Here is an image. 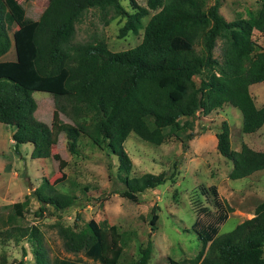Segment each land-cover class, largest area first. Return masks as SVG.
<instances>
[{"label":"trees","instance_id":"1","mask_svg":"<svg viewBox=\"0 0 264 264\" xmlns=\"http://www.w3.org/2000/svg\"><path fill=\"white\" fill-rule=\"evenodd\" d=\"M248 10L247 16L226 19L214 0H48L38 18L26 14L24 0H0V55L14 46L15 60H0V121L12 126L14 148L31 142L30 156H51L62 170L67 160L51 153L61 134L70 151H76L79 133L87 134L98 146L105 147L118 159V174L123 182L116 189L133 201L148 188L168 179L174 172L165 170L130 175L132 159L124 147L130 131L159 144L165 138L164 127L180 130L190 127L198 111L206 114L229 103L242 116L243 132H254L264 125V103L257 106L249 85L264 80V47L253 39L254 29L264 33V0ZM89 7H97L110 17H124L119 36L137 33L143 36L136 45L111 50L104 36L85 42L73 41L76 22ZM154 11L144 24L142 18ZM104 15V16H105ZM105 22L108 18H105ZM221 37L220 57L213 55L216 39ZM196 43H200L199 49ZM198 74L200 81L193 78ZM30 90L54 96L55 106L47 123L35 117L37 101ZM185 120L180 122V118ZM217 149L232 161L229 176L240 178L264 168V150L242 142L240 149L231 145L230 128L222 120L215 130ZM44 177L32 190L41 202L56 210L75 203L77 195L62 192ZM213 187L209 186L208 189ZM28 195L22 200L0 204V217L22 222ZM220 206L221 204L218 203ZM152 205L149 224L156 229L159 217ZM198 210L208 211L200 206ZM232 206H220L215 222L197 227L202 246L194 257L175 259L169 264H264V199L254 214L218 233L217 222L226 218ZM66 250L82 251L90 259L53 255L49 257L35 225L13 223L1 231L5 238L20 240L27 235L35 264H118L123 248L124 230L90 218L75 230L58 225ZM149 238L139 256L125 264H148L152 251ZM11 264H24L26 249Z\"/></svg>","mask_w":264,"mask_h":264},{"label":"rangeland","instance_id":"2","mask_svg":"<svg viewBox=\"0 0 264 264\" xmlns=\"http://www.w3.org/2000/svg\"><path fill=\"white\" fill-rule=\"evenodd\" d=\"M121 1L128 5V0ZM137 1L146 4V0ZM213 2L205 0L206 5ZM219 2V11L226 19L247 16L248 10H255L260 5L257 0ZM24 3L27 16L38 18L48 0H24ZM154 11L151 10L142 18L144 24ZM104 15L97 7L86 9L76 22L73 41L85 42L104 36L111 50L126 49L141 41L143 27L137 33L128 32L119 36L124 17ZM105 18H108L107 22ZM252 37L264 47V33L254 29ZM222 42L221 37L216 39L213 48L215 57H220ZM195 45L197 49L201 46L200 43ZM193 78L196 82L200 81L198 74ZM250 91L258 105L264 103V82L260 89L250 86ZM30 94L37 101L35 117L49 123L55 106L54 96L41 90H34ZM184 120V117L180 118V122ZM222 120L228 121L234 148L240 149L241 143L246 142L254 149L264 150V125L255 132H243L241 112L229 103L206 114L198 111L192 125L194 134L189 138L186 134L190 127L180 130L164 127L165 138L159 144L130 131L124 141V147L133 162L130 175L147 171L174 172L173 179L146 189L139 194L137 201L116 191L122 188L123 182L118 174V159L114 153L96 145L82 132L77 137L76 151L72 152L67 147L65 136L61 134L50 149L51 153L58 152L67 160L62 169L66 177L54 185L62 192L77 195V199L63 210H56L45 203L40 213L36 211L41 202L32 194V190L44 177L53 182L61 175L59 161L51 156H25L23 160L16 158L19 153L25 155L29 152L31 143H20L16 150L15 144L9 140L10 126L0 122V204L22 200L28 195L22 222H9L0 217V264L17 261L22 256L23 247L26 249L24 264H35L27 235L16 241L5 238L1 233L13 223L35 225L49 257L68 256L90 262L82 251L66 250L58 231L59 224L79 230L90 218L105 226L114 223L118 230L125 231L118 264L135 260L149 238L153 246L148 264H169V257L179 260L194 257L202 246V239L193 228V222L198 221V228L208 222H215L220 206L225 207L227 203L232 206V210L227 211L224 220L217 222L218 233H222L232 229L244 218L251 217L255 205L264 199V169L240 178L229 176L232 161L218 151L214 139V131ZM209 186L213 188L208 189ZM152 205L157 206L159 215L155 230H151L149 224ZM200 206L208 211L203 213L198 210Z\"/></svg>","mask_w":264,"mask_h":264},{"label":"crops","instance_id":"3","mask_svg":"<svg viewBox=\"0 0 264 264\" xmlns=\"http://www.w3.org/2000/svg\"><path fill=\"white\" fill-rule=\"evenodd\" d=\"M0 60H15V51H14V46L13 45H11L10 46V48H9V50L7 51V52H5L4 54H2V55H0ZM262 82H264V80H262V81H258V82H254V83H251L250 85H249V89H250V86H254V87H256V88H261V84H262ZM34 90H30L29 92L30 93H32ZM46 92V91H45ZM251 92V91H250ZM49 93V92H48ZM252 94V93H251ZM255 101V100H254ZM256 103V102H255ZM227 104V103H226ZM263 103H261V104H257L256 103V105L257 106H261ZM221 108V107H220ZM242 117V116H241ZM1 122V121H0ZM3 123V122H2ZM4 124V123H3ZM7 125V124H6ZM241 127H242V122H241ZM0 130H1V126H0ZM13 131H14V128L12 127V126H10V131H9V135H10V142H13V139H12V133H13ZM255 132V131H254ZM250 133V132H249ZM214 139H215V144H216V146H217V136H216V133H215V131H214ZM26 143V142H25ZM29 143H31V142H29ZM231 145H232V141H231ZM241 145H242V143H241ZM233 147V146H232ZM32 148H33V145H32V143H31V149L29 150V152H26L25 153V155H23L22 153H19L18 154V156L16 157V158H19V159H24V157L25 156H30V154H31V151H32ZM234 148V147H233ZM236 149V148H235ZM257 150H262V149H257ZM31 157V156H30ZM41 158H44V157H41ZM26 159V158H25ZM264 169V168H263ZM259 170H262V169H259ZM257 171V170H256ZM14 172H16V171H14ZM255 172V171H254ZM253 173V172H252ZM250 175V174H249ZM248 176V175H247ZM13 202V201H12ZM253 214H254V210H253Z\"/></svg>","mask_w":264,"mask_h":264}]
</instances>
